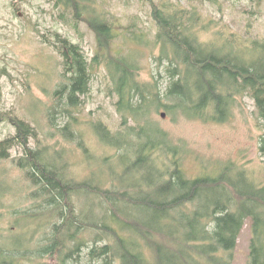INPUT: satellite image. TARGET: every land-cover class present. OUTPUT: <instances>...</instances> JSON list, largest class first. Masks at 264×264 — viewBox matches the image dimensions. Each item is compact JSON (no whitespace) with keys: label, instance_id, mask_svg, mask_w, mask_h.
Here are the masks:
<instances>
[{"label":"trees","instance_id":"16d2710c","mask_svg":"<svg viewBox=\"0 0 264 264\" xmlns=\"http://www.w3.org/2000/svg\"><path fill=\"white\" fill-rule=\"evenodd\" d=\"M59 3L72 6L76 18L86 9L80 0ZM154 12L157 38L163 44L159 57L167 62L170 79L164 91L139 80L131 54L112 51L117 35L112 24L97 15L87 20L98 40L94 62L105 64L115 82L125 131L111 135L103 126L98 128L102 141L119 153L105 156L83 182L68 177L39 149L25 150L19 164L58 218L55 243L38 251L49 254L59 247L65 251L60 264L78 261L86 247L91 263L103 258L102 264H232L241 231L250 220L248 264H264V184L257 185L244 169L229 163L217 173L189 177L177 161L178 150L170 145L168 133L151 120L154 113L165 110L225 121L236 93L244 90L251 93L264 120V46L246 58L245 49L202 42L198 30L187 23L196 19L194 14L186 18L182 9ZM56 47L69 80L63 89L69 111L90 90L92 63L81 46L67 38L59 39ZM15 123L16 136L0 140L3 157L16 142L27 145L34 136L29 124ZM260 150L264 154V134ZM75 196L84 197L79 210L70 206ZM88 231L95 232L94 240H85ZM102 239L106 243L100 247L96 242Z\"/></svg>","mask_w":264,"mask_h":264},{"label":"rangeland","instance_id":"374dc122","mask_svg":"<svg viewBox=\"0 0 264 264\" xmlns=\"http://www.w3.org/2000/svg\"><path fill=\"white\" fill-rule=\"evenodd\" d=\"M80 1L86 9L76 18L75 9L64 7L59 0H0V140L16 136V120L34 129L27 145L16 142L6 156L0 154V264H60L65 253L59 247L49 254L38 251L55 243L58 218L47 208L43 196H38L40 190L27 169L19 164L27 148L39 149L46 160L59 164L68 177L79 182L100 166L105 156L119 153L99 134L102 126L111 135L125 131V126L116 106L115 82L105 64L94 62L99 47L89 18L97 15L112 24L117 34L112 51L131 54L139 80L162 91L170 79L167 62L159 57L163 44L157 38L156 8L170 12L182 9L186 18L194 14L196 19L187 23L198 30L202 42L245 49L246 58L253 57V49L264 46V0ZM136 34L143 38L136 40ZM63 38L80 45L92 63L90 90L81 97L79 106L69 107V111L63 90L69 80L56 47ZM162 112L166 111L154 113L151 120L168 133L170 145L178 150L177 161L189 177L217 173L220 166L229 163L244 169L257 185L264 184V154L260 150L264 120L248 90L236 93L225 121L181 114L162 117ZM127 123L133 124L132 120ZM83 200L75 196L70 206L79 210ZM84 238L94 240L95 232L88 231ZM251 238L248 220L232 254V264H248ZM105 243L103 239L96 242L100 247ZM87 254L86 247L79 260L70 264L104 261L99 258L91 263Z\"/></svg>","mask_w":264,"mask_h":264},{"label":"flooded vegetation","instance_id":"af4514ba","mask_svg":"<svg viewBox=\"0 0 264 264\" xmlns=\"http://www.w3.org/2000/svg\"><path fill=\"white\" fill-rule=\"evenodd\" d=\"M1 261V260H0ZM71 261V259H68V262ZM2 264H9L7 262H3ZM70 264V263H69Z\"/></svg>","mask_w":264,"mask_h":264},{"label":"water","instance_id":"95a60500","mask_svg":"<svg viewBox=\"0 0 264 264\" xmlns=\"http://www.w3.org/2000/svg\"><path fill=\"white\" fill-rule=\"evenodd\" d=\"M166 116V112H162V117H165Z\"/></svg>","mask_w":264,"mask_h":264}]
</instances>
